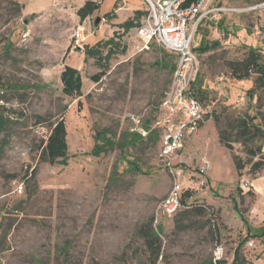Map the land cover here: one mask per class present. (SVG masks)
Instances as JSON below:
<instances>
[{
  "label": "rangeland",
  "instance_id": "obj_1",
  "mask_svg": "<svg viewBox=\"0 0 264 264\" xmlns=\"http://www.w3.org/2000/svg\"><path fill=\"white\" fill-rule=\"evenodd\" d=\"M84 1L0 0V108L11 117L8 131L0 132V264H151L135 236L151 216L162 226L155 264H211L217 243L224 246L226 264L238 245L241 263L264 264V190L253 185L255 178L261 184L264 169L255 176L243 173L246 178L237 176L235 182L229 151L219 144L212 119L219 115L223 126L230 114L256 112L257 95L245 90L252 78H232L225 61L258 46L257 40L264 43L254 34L258 16L225 12L201 28L206 34L209 26V40L222 45L198 52L195 83L207 95L202 103L212 121L199 132L203 144H188L194 135L187 139L176 168L181 198L189 192L185 201L203 204L205 213L187 214L182 208L166 216L157 203L173 177L158 163V141L124 143V134L136 132L141 123L157 127L159 102L171 80L157 63L162 48L152 44L137 50L125 31L115 34L117 52L99 65L83 48L112 37L105 14L118 0H99L81 20L76 10ZM254 1L224 3L244 7ZM66 64L81 74L80 97L61 92ZM102 69L105 73L93 81L91 75ZM37 117L46 120L37 123ZM57 117L66 124L68 156L55 164L41 162L40 146ZM99 131L104 136L95 141ZM104 139L107 148L100 152L94 145ZM203 152L210 161L201 159ZM233 152L245 156L240 144ZM204 160L210 169L201 173Z\"/></svg>",
  "mask_w": 264,
  "mask_h": 264
},
{
  "label": "trees",
  "instance_id": "obj_2",
  "mask_svg": "<svg viewBox=\"0 0 264 264\" xmlns=\"http://www.w3.org/2000/svg\"><path fill=\"white\" fill-rule=\"evenodd\" d=\"M217 1L218 3H224V1L230 2V0ZM97 6L98 3L96 1L85 0L83 4L77 8L76 14L81 20H83L89 16L97 8ZM141 13L142 12H135L132 18H127L118 27L123 28V32L129 30L138 23V18L140 17ZM105 16L110 18L112 14L111 12H107ZM115 34L120 35L121 33L114 31L112 37L104 40L100 39L93 45H85L83 48L84 54L86 56L94 57L99 65L101 64V61L107 62L118 50L119 43L117 41L119 38ZM198 39L199 46L196 48V50L200 53L207 52L222 46L218 40H209L205 36L199 37ZM105 47L107 50L105 53H103L102 48ZM159 47L162 49L160 50V57L157 60V63L165 66L171 73L172 77L177 56L175 53L164 49L162 46L159 45ZM123 49L124 47H122V50ZM225 65L228 69L229 75L236 80L252 78V86L248 88L246 92L249 95H254L257 93L255 102L256 112L253 115L248 114L247 112L242 114H230L224 120L223 126L220 124V116L214 115L212 119L215 123L218 142L231 153L237 176L240 177L243 173L255 176L264 169V45L243 48L239 56L227 59L225 61ZM104 73L105 71L102 69L94 75H91L90 78L96 82ZM60 81L62 84L61 92L65 96L77 98L82 95V77L77 68L68 64L64 65L60 72ZM199 85L196 87V83L193 84V93L202 102V99L207 98V95ZM167 89H165L163 92L162 97L164 96ZM80 103V100H78V108L80 107ZM207 119H209V117L205 116L200 126ZM36 120L37 123H41L46 119L45 117H37ZM10 123L11 117L0 108V132L8 131ZM140 126L147 130L146 135L142 136L137 132L126 133L124 134L125 144L128 146H135L138 141L143 139L152 142L158 141L159 143L160 130L157 127H154L152 124L149 125L148 123H141ZM102 136L104 135H102L100 131L96 132L95 141H97ZM106 142L107 141L104 139V143H95L94 148L99 149L100 152H103L107 148ZM3 143L4 140L0 139V156ZM235 144H240L241 152L245 156L233 152ZM116 146L122 147L123 150L124 147H126L123 146L121 142H118ZM67 153L68 143L66 124L62 117H57L49 124V133L40 146L38 157L41 162L55 164L59 161L65 160V158L68 156ZM188 196L189 192H186L184 198H181V201L185 203V198ZM186 205L188 206L184 208L183 212H186L187 214L195 213L202 215L205 213V207L203 204H190L187 202ZM161 233L162 226L160 224L154 225L153 216L140 223L137 227V230L135 231V236L140 238L143 242L145 253L151 264H155L158 258L161 256ZM231 264H244L239 260V245L235 249Z\"/></svg>",
  "mask_w": 264,
  "mask_h": 264
},
{
  "label": "built area",
  "instance_id": "obj_3",
  "mask_svg": "<svg viewBox=\"0 0 264 264\" xmlns=\"http://www.w3.org/2000/svg\"><path fill=\"white\" fill-rule=\"evenodd\" d=\"M145 13L131 39L137 50H149L152 44L176 54L177 59L168 89L161 99L156 120L160 130L158 163L173 177L171 187L165 197L157 203L158 212L170 216L188 205L181 201L180 184L177 182L176 163L182 161L181 149L188 138L194 135L204 120L207 109L194 95L195 83L200 61L196 48L199 46L198 31L204 21L214 23L221 13H254L259 23L254 29L255 36L264 42V0L254 1L244 7H238L217 0H142ZM244 101L243 96L238 97ZM139 122V121H138ZM137 133L145 136L147 130L139 126ZM210 169L207 160L199 170L205 173ZM22 186L16 189L21 192ZM251 246L252 242L249 241ZM223 244L217 243L211 254V264H226Z\"/></svg>",
  "mask_w": 264,
  "mask_h": 264
},
{
  "label": "crops",
  "instance_id": "obj_4",
  "mask_svg": "<svg viewBox=\"0 0 264 264\" xmlns=\"http://www.w3.org/2000/svg\"><path fill=\"white\" fill-rule=\"evenodd\" d=\"M93 1H96L99 5V0H93ZM141 3H142V0H139V4L137 3V0H118L117 2L114 3V7L112 10L110 11H107V12H111L112 16L109 18L110 19V22L113 24L111 29H112V34L114 31L116 30H119L122 31V32H119V33H123V28H120L118 27L122 22H124L127 18H132L135 14V12H142L140 17L138 18V23L131 27L129 30H127V34L129 35L130 34V38H131V35L133 34L134 32V28L137 27L141 21V18L143 17L144 13H145V4L141 7ZM144 3V2H143ZM106 12V13H107ZM207 21H204L202 22V24L200 25V28H199V31H198V38L199 37H202V36H205L206 38H212L211 35H210V28L209 26H206V34H204L202 31H201V28H204V24L206 23ZM208 23V22H207ZM210 24H214V23H211L209 22ZM118 32V31H117ZM220 33V32H219ZM221 36L223 35V33H220ZM216 40V39H215ZM219 41V40H218ZM220 42V41H219ZM221 43H227L226 41H223ZM257 43H258V46H263L264 43H260L258 40H257ZM228 44V43H227ZM250 80V79H248ZM252 81V80H251ZM252 86V84L250 85ZM248 87H246L245 90H247ZM256 94H254L255 96ZM255 102V101H254ZM212 121L211 119H208L206 121H204V123L199 127L198 131L194 134V137L192 136L191 139H188V144L191 143V144H194V143H198V144H203L204 141L200 140L199 138V132L202 130V128L205 126V123L207 122H210ZM216 129V128H215ZM217 132V131H216ZM198 136V137H197ZM196 138V141L193 140V138ZM217 140H218V135H217ZM220 144V143H219ZM182 151V149H181ZM180 151V152H181ZM182 153V152H181ZM229 155H230V161H231V164L234 166L233 164V161H232V157H231V154L229 152ZM207 159L208 161H210V154H208V152H203L202 153V157L201 159ZM235 169V168H234ZM235 174V182L238 181V177H237V174H236V170L234 172ZM246 178V175L242 176V178H240L239 180H244ZM257 180H255L253 182V185L256 186V185H259L260 189H263L264 190V175H263V179L262 181H259L261 184H258V178H255Z\"/></svg>",
  "mask_w": 264,
  "mask_h": 264
},
{
  "label": "water",
  "instance_id": "obj_5",
  "mask_svg": "<svg viewBox=\"0 0 264 264\" xmlns=\"http://www.w3.org/2000/svg\"><path fill=\"white\" fill-rule=\"evenodd\" d=\"M99 20H100V17H97V18L95 19V22L97 23Z\"/></svg>",
  "mask_w": 264,
  "mask_h": 264
}]
</instances>
